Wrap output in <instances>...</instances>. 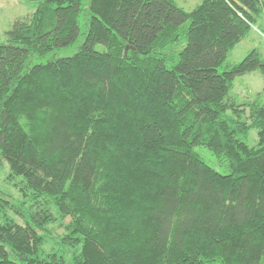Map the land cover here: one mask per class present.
Masks as SVG:
<instances>
[{
    "label": "trees",
    "instance_id": "trees-1",
    "mask_svg": "<svg viewBox=\"0 0 264 264\" xmlns=\"http://www.w3.org/2000/svg\"><path fill=\"white\" fill-rule=\"evenodd\" d=\"M262 7L35 0L16 18L0 41V170L20 198L0 190V264H264V102L229 94L238 75L264 78V58L225 62Z\"/></svg>",
    "mask_w": 264,
    "mask_h": 264
},
{
    "label": "rangeland",
    "instance_id": "rangeland-1",
    "mask_svg": "<svg viewBox=\"0 0 264 264\" xmlns=\"http://www.w3.org/2000/svg\"><path fill=\"white\" fill-rule=\"evenodd\" d=\"M176 5L183 8L185 11H190L200 0H173ZM35 5V0H0V41L5 39V31L8 30L12 22L16 18H22L29 16L33 11ZM255 21L253 22L250 30L247 34L237 43L231 50L227 52L225 62L226 63H237L239 62L248 51L255 49L257 50L261 57L264 58V7L261 8L257 15H254ZM187 24V23H186ZM184 24V25H186ZM86 26L81 22V32L84 33ZM83 39V34L79 36L77 41L71 46L63 49H56L51 51L47 57L53 56H64L69 55L80 44ZM97 50H102L103 45L97 44L95 46ZM46 57V58H47ZM46 58H43L45 60ZM32 60V59H31ZM30 60V61H31ZM32 61H38L34 59ZM263 75L259 70H253L242 75H238L233 80V86L230 89L229 94L233 96L238 102H243L247 100H252L256 94L259 92L258 98L264 102V90H263ZM256 130L252 129L247 138V143L253 145L256 141ZM195 151L212 167L221 173H225L226 170L224 166L220 165L213 154L203 146L195 147ZM5 171L0 170V190L8 192L14 197V200H18L19 194L13 185L8 183L4 175ZM7 215L15 218L18 222L21 220L14 216V213L7 211ZM1 216V215H0ZM53 235H58L62 233V229L56 224H50ZM45 246L47 248L56 247L54 240L47 237Z\"/></svg>",
    "mask_w": 264,
    "mask_h": 264
}]
</instances>
